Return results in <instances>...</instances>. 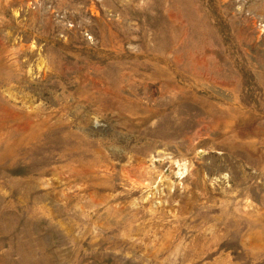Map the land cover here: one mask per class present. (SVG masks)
<instances>
[{
	"label": "rangeland",
	"instance_id": "1",
	"mask_svg": "<svg viewBox=\"0 0 264 264\" xmlns=\"http://www.w3.org/2000/svg\"><path fill=\"white\" fill-rule=\"evenodd\" d=\"M0 264H264V0H0Z\"/></svg>",
	"mask_w": 264,
	"mask_h": 264
}]
</instances>
